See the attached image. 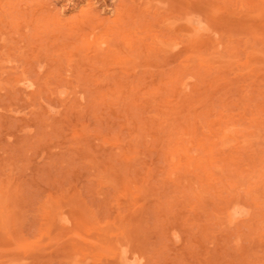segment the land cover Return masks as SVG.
I'll list each match as a JSON object with an SVG mask.
<instances>
[{"label": "rangeland", "instance_id": "374dc122", "mask_svg": "<svg viewBox=\"0 0 264 264\" xmlns=\"http://www.w3.org/2000/svg\"><path fill=\"white\" fill-rule=\"evenodd\" d=\"M0 264H264V0H0Z\"/></svg>", "mask_w": 264, "mask_h": 264}, {"label": "bare ground", "instance_id": "6f19581e", "mask_svg": "<svg viewBox=\"0 0 264 264\" xmlns=\"http://www.w3.org/2000/svg\"><path fill=\"white\" fill-rule=\"evenodd\" d=\"M190 5V4H189ZM186 18V17H185ZM192 23V22H191Z\"/></svg>", "mask_w": 264, "mask_h": 264}]
</instances>
